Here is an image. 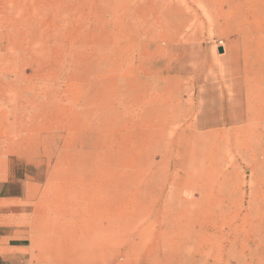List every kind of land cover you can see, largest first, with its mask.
I'll return each mask as SVG.
<instances>
[{
  "label": "rangeland",
  "instance_id": "obj_1",
  "mask_svg": "<svg viewBox=\"0 0 264 264\" xmlns=\"http://www.w3.org/2000/svg\"><path fill=\"white\" fill-rule=\"evenodd\" d=\"M184 88L264 97V0H0V134L41 183L0 205V264H264V118L201 138Z\"/></svg>",
  "mask_w": 264,
  "mask_h": 264
},
{
  "label": "crops",
  "instance_id": "obj_2",
  "mask_svg": "<svg viewBox=\"0 0 264 264\" xmlns=\"http://www.w3.org/2000/svg\"><path fill=\"white\" fill-rule=\"evenodd\" d=\"M241 26V25H240ZM192 44H194L197 39L190 40ZM186 72H195L194 67H187L185 70ZM195 77H197V73L194 74ZM142 83L143 89H137L140 93V97L138 98L141 100V102H150L153 100L152 98H146L145 95V89H148L149 84ZM204 91L207 89H203ZM202 89H199L197 94L193 97H189L187 99H183V94H187L190 90H187L184 88V91H180L179 93H174L168 96L166 99L168 103H170L169 111H173L174 108L180 109H186L188 107H193L195 111V117L193 119V124L191 121H182L186 125H192L196 127V134H198L201 138L205 139H216L217 136L221 133L225 132L226 130H232L233 128L234 132L238 134V144L242 145L243 143H250L254 142L255 137L257 135V128L260 126V120L264 118V105L260 106L264 102V97L259 95V89H245L243 93V99L242 103L244 104L245 111L244 113H240L236 116L234 115H220L218 114L217 110L222 109L223 107L214 105L215 103L219 102L221 104L222 101L216 100L212 101L213 97L207 96L205 99L202 98L203 91ZM170 91V90H169ZM142 95V96H141ZM179 95V96H177ZM242 98V96H241ZM149 99V100H148ZM213 102V105H211ZM212 109L215 112L208 115V112L205 111L206 109ZM205 109V110H204ZM173 119V118H172ZM174 120V119H173ZM180 120V119H179ZM180 122V121H179ZM166 124H176L175 121H171L170 123ZM224 125V126H221ZM199 128H209L206 132L199 131ZM8 141L9 144V150H2L1 149V143ZM16 138L8 135L0 134V183H10V188L6 190V194L11 197H16L15 200L8 199L3 200L0 199V205H7L10 207L9 210H16V202L22 203V205L25 202V198H31L33 201H40L38 199L35 200L34 193L41 189V183L38 181V167L35 165L36 161H27L25 170H26V178L27 181L24 184L20 180L11 179V176L15 177L17 175V171L12 172L14 168L19 163H24L22 159L19 160V157L22 156V153H19L17 151V145H13L11 143H16ZM24 155V154H23ZM36 179V181H35ZM31 186V189H30ZM30 190L32 192H30ZM3 192V187H0V195ZM22 197V198H21ZM41 203V202H38ZM13 204V205H12ZM3 259V257H1ZM6 258V256H5ZM8 259H11L8 257Z\"/></svg>",
  "mask_w": 264,
  "mask_h": 264
},
{
  "label": "water",
  "instance_id": "obj_3",
  "mask_svg": "<svg viewBox=\"0 0 264 264\" xmlns=\"http://www.w3.org/2000/svg\"><path fill=\"white\" fill-rule=\"evenodd\" d=\"M219 51H220V52H223V51H224V48H223V47H220V48H219Z\"/></svg>",
  "mask_w": 264,
  "mask_h": 264
}]
</instances>
